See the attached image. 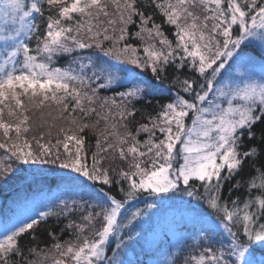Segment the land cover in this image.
I'll return each mask as SVG.
<instances>
[{
	"label": "snow or ice",
	"instance_id": "snow-or-ice-1",
	"mask_svg": "<svg viewBox=\"0 0 264 264\" xmlns=\"http://www.w3.org/2000/svg\"><path fill=\"white\" fill-rule=\"evenodd\" d=\"M0 149V187L65 170L47 210L0 221V264H142L137 247L171 246L166 232L138 230L157 206L148 198L166 194L186 205L168 264H253L251 248H264V0H0ZM53 217L62 227L41 248L35 230Z\"/></svg>",
	"mask_w": 264,
	"mask_h": 264
},
{
	"label": "trees",
	"instance_id": "trees-1",
	"mask_svg": "<svg viewBox=\"0 0 264 264\" xmlns=\"http://www.w3.org/2000/svg\"><path fill=\"white\" fill-rule=\"evenodd\" d=\"M157 22H160V18L157 17ZM165 28H168L169 26L165 25ZM84 55H91V50H83ZM78 55L76 53L73 54ZM71 60V57L65 56L61 58L58 61L57 66H66L67 63H69ZM167 84V82H166ZM122 90V89H121ZM175 90H173L174 92ZM173 92H164L162 95L167 97L173 94ZM115 95V92L104 89L100 91V96H113ZM160 101V95H158L155 99L152 97H148L143 103L137 104L136 108L139 109L140 115L137 116V119L141 118V115H147L148 113L152 112L154 108L158 107V103ZM39 113H37V116ZM94 118V117H93ZM100 127H103V122H101ZM55 132V129L53 130ZM3 155V150L0 149V156ZM14 167H21L20 165H14ZM24 168H27V166H23ZM49 171L45 174L44 178H38L35 182H33L30 186L26 185H8L4 187H0V217H2V220L8 219L13 216V212H15V208L13 207L16 203L15 201L18 200L20 202V209H22L24 212L35 206L37 208H40L41 210H47V208L44 207V204L47 202V198L57 194V177L65 170L59 169L56 165H45ZM229 187V184L225 185V192H227V188ZM236 196L241 195L240 192L235 193ZM171 194H166L165 197L169 198ZM61 198H70V197H61ZM186 200H190L191 198L183 197ZM156 200V198H148L147 202ZM193 203H195L193 201ZM206 209V206H204ZM137 208H144V199L141 198L140 200L131 201L130 202V211H135ZM183 208L181 207L180 210ZM209 213H211L210 209H206ZM38 218V217H37ZM179 220V217L173 218L172 216H169L165 221L164 225L160 229V233H168L167 239L169 241L168 245H161L159 252H151L148 251L147 247H145V250L141 252L139 247H137L136 254L132 256L133 259H139L142 264H150V261L157 260L159 261V264H168V262L172 259H175L177 256H180V252H178L177 247L175 246V243L173 241L172 236V229L175 227L176 222ZM62 227V224H58L56 222L55 217L50 218L47 223H41L35 230L34 235L37 236V243H39V247L45 248L46 244L45 241L47 240V237L45 236V230L46 229H55L58 232V229ZM69 237L67 235H64L63 239H68ZM25 243L29 242L28 237H25L24 241ZM187 245H190L192 243L191 240L185 242ZM227 243V241H225ZM47 246H50L48 244ZM114 246V245H113ZM217 246H219L217 244ZM108 254L110 255L111 252L109 251ZM184 255L187 254L185 251L183 253ZM251 259L253 260V264H260L261 260H264V248L259 247L258 245H254L251 248Z\"/></svg>",
	"mask_w": 264,
	"mask_h": 264
},
{
	"label": "rangeland",
	"instance_id": "rangeland-1",
	"mask_svg": "<svg viewBox=\"0 0 264 264\" xmlns=\"http://www.w3.org/2000/svg\"><path fill=\"white\" fill-rule=\"evenodd\" d=\"M164 199L165 203L163 204L160 203L159 199L148 202H155L157 206L153 209L147 210V215H145L143 222L138 226V230L144 231L147 236L160 233V229L164 225V221L169 216H172L173 218L179 217L186 207V205L181 204L178 199H170L167 197ZM15 202L16 203H14L15 205L13 206L15 208V212H13V215L23 213L24 211L20 209V202L18 200ZM181 207L183 208L182 210H180ZM0 221H3L2 217H0Z\"/></svg>",
	"mask_w": 264,
	"mask_h": 264
}]
</instances>
